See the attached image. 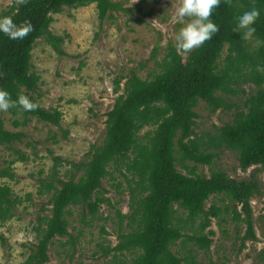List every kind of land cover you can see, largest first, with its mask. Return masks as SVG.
Wrapping results in <instances>:
<instances>
[{
  "label": "trees",
  "instance_id": "obj_1",
  "mask_svg": "<svg viewBox=\"0 0 264 264\" xmlns=\"http://www.w3.org/2000/svg\"><path fill=\"white\" fill-rule=\"evenodd\" d=\"M88 4L95 5L100 23L112 18V13L126 11L122 3L112 0H12L8 9L0 12V17L11 16L14 23L28 21L32 25L22 39L10 40L0 33V89L6 90L12 101L23 95L36 105L31 110L19 105L9 107L12 116L21 117L12 120L13 126L25 125L28 117H34L60 129L61 112L38 104L39 76L31 70V51L37 39L44 38L58 55H64L60 48L63 37L49 31L52 15L61 13L63 7L76 9ZM253 7L260 11L251 37L258 43L249 50L242 30L236 27V18ZM211 19L219 34L200 48L182 57L169 46L160 62L161 70L150 79H142L130 70L123 94L106 114L102 144L91 147L88 161L71 163L68 177L62 180L56 168L62 160L53 157L51 173L39 179L36 190L39 196L49 195L50 216L38 217L34 227L37 243L24 264L46 263L47 250L56 237H67L61 246H74L75 239L67 231L69 207L79 206L91 217L97 214L99 204L107 201L99 197V188L102 179L110 175V164L123 165L133 176L129 181L133 183L130 195L134 207L128 219L134 226L126 233L120 232L118 244L103 249L104 254L128 252L132 264H198L197 251L208 253L210 249L213 232L205 233L210 218L224 221L226 215L245 226L241 242L255 240L249 200L260 195V188L254 177L236 181L220 170L205 177L195 174L194 167L189 170L187 162L209 165L214 156L209 150L225 146L237 153L241 169L264 166V0H220ZM225 46L227 54L221 66L219 59ZM240 81L253 85L245 100L246 109L235 111L232 121L216 135L193 137L198 101H204L214 112L226 106L217 93L237 94L231 86ZM146 125L153 126V131L139 135ZM22 135L6 130L0 118V145L10 148ZM12 163L0 166V179L13 178ZM177 165L186 173L178 171ZM219 195L232 207L225 205L221 211L212 204L206 210V200ZM19 202L12 198L8 185L0 184V225L13 215V207ZM117 215L121 217L119 212ZM178 243L181 254L172 249Z\"/></svg>",
  "mask_w": 264,
  "mask_h": 264
},
{
  "label": "rangeland",
  "instance_id": "obj_2",
  "mask_svg": "<svg viewBox=\"0 0 264 264\" xmlns=\"http://www.w3.org/2000/svg\"><path fill=\"white\" fill-rule=\"evenodd\" d=\"M112 1L122 3L126 11L112 13V18L101 23L94 4L76 9L63 7L61 13L52 15L49 31L63 37L60 48L64 55H58L44 38H38L31 51V70L39 76L38 104L44 109L61 112L60 129L34 117H28L25 125L13 126L12 120H21V117L0 110L4 128L23 134L10 148L0 145V166L4 168L13 162L10 166L13 178H1L0 184L8 185L12 198L20 201L13 207V215L0 225V264H24L37 243L34 227L38 225L39 216H50V205L47 204L49 195L39 196L36 190L39 179L51 173L53 157L62 160L61 166H56L57 177L62 180L68 177L71 163L88 161L91 147L102 144L106 114L123 94L130 70H135L142 79H150L161 70L160 62L169 46L175 48L174 35L180 24L172 17L177 0ZM11 3L12 0H0V12L6 11ZM245 39L250 45L249 50L256 47L258 42L253 38ZM177 52L186 56L184 52ZM226 54L225 46L219 59L221 66ZM231 88H236L237 94L217 93L226 106H220L214 112L204 101H198L194 108L197 117L193 137L206 139V134L216 135L221 127L232 121L235 111L246 109L245 100L253 85L240 81ZM153 129L146 125L139 135L151 133ZM209 151L214 154L209 165L187 162L189 170L194 167L195 174L205 177L220 170L236 181L253 176L259 184L260 195L249 200L255 240L241 242L245 226L221 212L224 221L210 218L205 229V233L213 232L210 249L208 253L197 251L196 262L264 264V166L243 170L236 152L225 146ZM18 154L24 155L26 160L19 159ZM177 169L185 172L178 165ZM107 170L110 175L102 179L99 188V197L107 201L99 204L94 217L79 206H70L66 216L67 231L75 239L74 246H61L67 237L54 238L47 250L48 261L44 264H132L133 257L128 252L104 254L102 251L115 247L119 233L130 230L132 224L128 216L134 207L130 195L133 183L129 181L133 176L123 165L110 164ZM80 174V171L76 172L77 177ZM222 197H209L205 209L212 204L221 211L225 205L231 208L232 204ZM172 249L181 252L179 243Z\"/></svg>",
  "mask_w": 264,
  "mask_h": 264
},
{
  "label": "clouds",
  "instance_id": "obj_3",
  "mask_svg": "<svg viewBox=\"0 0 264 264\" xmlns=\"http://www.w3.org/2000/svg\"><path fill=\"white\" fill-rule=\"evenodd\" d=\"M23 2V0H18ZM220 0H177V6L172 19L180 24L175 32V48L181 52L189 53L200 48L214 36L219 34L217 25L211 17L218 8ZM260 15L257 8H250L236 18V27L242 30L244 38L252 37L256 28L255 21ZM32 30L28 21L20 24L14 23L11 16L0 17V33H3L10 40L22 39ZM19 105L24 110H31L36 105L26 96H19L12 101L9 93L0 89V110H7L9 107Z\"/></svg>",
  "mask_w": 264,
  "mask_h": 264
}]
</instances>
